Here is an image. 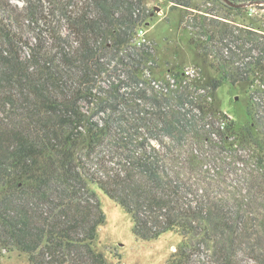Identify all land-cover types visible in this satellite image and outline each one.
<instances>
[{
	"label": "trees",
	"instance_id": "trees-1",
	"mask_svg": "<svg viewBox=\"0 0 264 264\" xmlns=\"http://www.w3.org/2000/svg\"><path fill=\"white\" fill-rule=\"evenodd\" d=\"M215 1L227 12L264 3ZM165 2L198 10L189 42L200 55L215 49L209 81L183 70L146 86L140 75L154 57L150 44L138 45L153 19L146 0H0V258L18 250L30 264H108L97 246L106 222L98 189L143 240L181 238L166 264H205V244L216 264H240L245 211L193 178L223 152L246 151L264 168L255 120L264 117V35L220 25L206 4ZM228 36L234 49L212 45ZM225 83L249 85L242 125L216 106ZM103 148L126 155L99 167Z\"/></svg>",
	"mask_w": 264,
	"mask_h": 264
},
{
	"label": "rangeland",
	"instance_id": "rangeland-1",
	"mask_svg": "<svg viewBox=\"0 0 264 264\" xmlns=\"http://www.w3.org/2000/svg\"><path fill=\"white\" fill-rule=\"evenodd\" d=\"M194 1L201 3L202 6L206 4L212 11L210 16L218 20L220 25L228 23L233 27L234 24L243 27L252 26L264 35L263 2L258 6L249 7V12H227L224 6L215 0ZM146 6L152 11L153 19L148 26H144L145 38L146 43L151 45L154 55L153 60L146 65L140 75L141 79L148 82L146 86H153L156 82L165 84L173 81V73L188 68L196 69L198 79L204 81L212 79L216 73L217 64L215 49L213 46L210 48L209 45L205 49L206 54L200 55L189 42L191 27L196 22L194 15L198 10L192 9L193 12H188L183 6L171 8L165 0H146ZM159 7L161 9H158ZM212 45L217 48L229 45L234 49V38L228 36L222 42L218 40ZM102 79L108 78L106 76ZM259 80H256L257 84ZM248 89V84L232 86L225 83L216 92V106L241 125L250 118L247 116ZM259 96L264 97V84L261 86ZM119 107L128 109L126 105ZM255 110L256 107L252 112L255 113ZM256 113L255 120L258 121V130L264 135V117L261 115L257 117ZM103 151L107 154H102V162L97 161L99 167L114 166L126 155L121 149L116 148L109 154L106 148H103ZM209 163L193 180L201 182L203 187L210 186V192L217 198L234 195V206L242 207L247 216L241 223V226L246 229V236L240 235V239L243 236L241 240L245 242L241 246L244 248L239 246L240 239L236 241L238 245H235V247L239 246L237 249L239 263L258 264L257 258L264 251V168L260 167L255 158H252L246 151L234 152V155L230 152H223L218 159ZM103 173L104 168L100 175L103 176ZM255 174H257L256 181H253ZM95 190L106 214V222L98 230L97 246L104 253L108 264H166L171 254L176 251L181 238L173 233H165L155 240H143L133 231L134 223L131 215L104 192ZM3 254L4 256L0 258L1 264H30L27 255L18 250L4 251ZM201 255L205 264L218 263V255L212 254L206 244L201 247Z\"/></svg>",
	"mask_w": 264,
	"mask_h": 264
},
{
	"label": "built area",
	"instance_id": "built-area-1",
	"mask_svg": "<svg viewBox=\"0 0 264 264\" xmlns=\"http://www.w3.org/2000/svg\"><path fill=\"white\" fill-rule=\"evenodd\" d=\"M145 35H146V29L144 27H141L138 31V45H141L143 43H146V38H145ZM197 71L196 69H191V68H188L185 70V74L186 75H189L190 77H194L196 76L197 74ZM174 79V78H173ZM257 98L259 100L262 101V103L264 104V97H260L259 95H257ZM264 106V105H263ZM261 114H264V107L262 108L261 110Z\"/></svg>",
	"mask_w": 264,
	"mask_h": 264
},
{
	"label": "water",
	"instance_id": "water-1",
	"mask_svg": "<svg viewBox=\"0 0 264 264\" xmlns=\"http://www.w3.org/2000/svg\"><path fill=\"white\" fill-rule=\"evenodd\" d=\"M229 4H231V2L230 1H228V0H226ZM158 9H161L160 7L158 8Z\"/></svg>",
	"mask_w": 264,
	"mask_h": 264
}]
</instances>
